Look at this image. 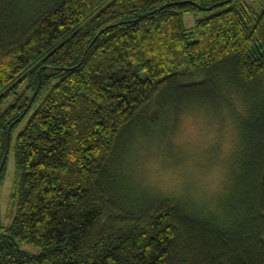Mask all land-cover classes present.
Masks as SVG:
<instances>
[{"label": "trees", "instance_id": "obj_1", "mask_svg": "<svg viewBox=\"0 0 264 264\" xmlns=\"http://www.w3.org/2000/svg\"><path fill=\"white\" fill-rule=\"evenodd\" d=\"M10 2L0 0V165L26 123L0 264H264V0H54L29 22L14 21ZM199 12L210 14L188 30L184 14ZM172 91L180 110L243 96L239 167L214 213L114 201L111 172L147 135L144 112L179 114L160 102Z\"/></svg>", "mask_w": 264, "mask_h": 264}, {"label": "rangeland", "instance_id": "obj_2", "mask_svg": "<svg viewBox=\"0 0 264 264\" xmlns=\"http://www.w3.org/2000/svg\"><path fill=\"white\" fill-rule=\"evenodd\" d=\"M53 1L12 0L10 4L14 21L29 22L33 14L51 6ZM244 1L255 4V0ZM209 14H184L185 27L192 29L197 19ZM247 92L251 99L259 100L263 96L258 89ZM175 95L172 91L160 102L163 103L165 99L171 101V107L179 111L182 105ZM242 97V94L232 92V104L222 109L218 100L216 103L209 101L187 104L179 114L171 117L167 116L166 111L169 109H157L154 113L152 108L145 111L139 131L147 135L135 134L132 147L122 155L120 167L123 170L111 172L110 187L114 201L122 206L135 207L181 201L188 208L198 210L199 214L205 209L213 213L219 211V207L222 209L223 204L229 201L233 172L239 167L238 115L243 113ZM13 101L10 99L4 108ZM158 105L159 103L156 106ZM152 116L158 118L157 124L152 122L155 120ZM25 123L26 121L22 123L19 130ZM163 124L166 125L158 129ZM19 130L13 135L11 151L0 182V241L1 236L10 234L9 229L15 215L19 175L14 158V144ZM238 205L240 206V202ZM22 248L34 254L41 252V249L32 246Z\"/></svg>", "mask_w": 264, "mask_h": 264}, {"label": "water", "instance_id": "obj_3", "mask_svg": "<svg viewBox=\"0 0 264 264\" xmlns=\"http://www.w3.org/2000/svg\"><path fill=\"white\" fill-rule=\"evenodd\" d=\"M8 145H9V142H8ZM7 154H8V150H7V152H6L5 156H4V159L2 161V164L0 166V173H1L2 169H3L4 164L6 163Z\"/></svg>", "mask_w": 264, "mask_h": 264}]
</instances>
